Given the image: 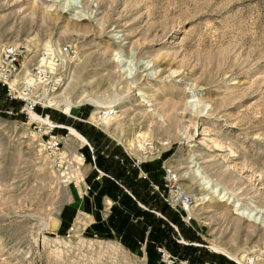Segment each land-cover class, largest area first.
Masks as SVG:
<instances>
[{"label":"rangeland","instance_id":"rangeland-1","mask_svg":"<svg viewBox=\"0 0 264 264\" xmlns=\"http://www.w3.org/2000/svg\"><path fill=\"white\" fill-rule=\"evenodd\" d=\"M64 1L0 0V48L79 51L47 111L69 128L56 132L62 167L29 139V117L0 85V264H161L158 246L177 264H241L214 245L264 264V225L248 217L264 220V0H79L76 16ZM106 107L116 115L102 131L91 117L102 121ZM83 127L105 139L101 150L146 161L153 183L164 166L176 170L195 200L190 224L174 215L179 239L151 253L94 235L92 217L77 211L88 146L67 141ZM157 140L168 143L159 160Z\"/></svg>","mask_w":264,"mask_h":264},{"label":"crops","instance_id":"crops-1","mask_svg":"<svg viewBox=\"0 0 264 264\" xmlns=\"http://www.w3.org/2000/svg\"><path fill=\"white\" fill-rule=\"evenodd\" d=\"M11 101L24 108L23 103ZM53 121L64 130L69 129L65 122ZM81 131L86 140L84 145L88 146L90 162L86 164L83 187H80L83 190H79L81 205H78L77 211L81 213L79 208L82 206V214L92 217L90 230L94 235H116L127 245L128 250L139 249V243L142 249L150 250L151 253L154 252L153 243L165 245L171 238L179 239L175 227L178 223L176 217H181L153 190V184L158 183L148 179L146 161L137 165L136 158L132 156L134 154L124 146L128 152H118L115 145L105 152L101 150L105 149V139L98 136L95 130L83 127ZM92 144H96V151ZM81 155L85 163L86 158L84 154ZM67 211L63 215L64 225L67 223Z\"/></svg>","mask_w":264,"mask_h":264},{"label":"built area","instance_id":"built-area-1","mask_svg":"<svg viewBox=\"0 0 264 264\" xmlns=\"http://www.w3.org/2000/svg\"><path fill=\"white\" fill-rule=\"evenodd\" d=\"M78 59L79 51L71 44L37 49L32 44L8 43L0 48V85L5 88L10 100L24 104L23 112L29 117V139L34 141L40 152L55 159L64 146L63 136L56 132L63 128L51 119L47 111L52 108L46 106L45 102L62 88L66 69ZM32 115L43 122H31ZM103 115L114 117L116 110L112 108L104 111ZM167 146L168 143L162 140L152 144V152H156L158 160L162 158V149ZM56 161L59 167L65 164ZM143 162L145 161L136 158L137 165ZM163 170L162 184H153L154 190L173 211L190 223V213L194 207L193 196L184 189L180 176L173 167L166 165ZM100 177L99 175L98 178ZM157 251L161 264H177L178 258L164 246H158ZM250 264H254V261H250Z\"/></svg>","mask_w":264,"mask_h":264},{"label":"bare ground","instance_id":"bare-ground-1","mask_svg":"<svg viewBox=\"0 0 264 264\" xmlns=\"http://www.w3.org/2000/svg\"><path fill=\"white\" fill-rule=\"evenodd\" d=\"M39 1H41V0H39ZM57 1H59V0H57ZM62 6L64 7L63 9L65 10V13L72 11L75 14V16L78 15V14H80V13H82L81 11H78V9H80V7H79V0H65L63 2ZM48 47H51V46L48 45ZM131 75H132V70H130L129 76H131ZM54 97H56V96L53 95L51 98H49L48 101L45 102V105L52 108V107L57 106V104L61 103V102L57 103L56 100L54 99ZM62 105H63V111H64V113L67 114V115H71L72 108L75 105L67 102V100ZM105 109L107 110V109H110V108L109 107H106ZM100 118L102 119V121L101 120H98V118H96V114H93L92 117H91V120L93 121V123H95L96 125H98L101 129H103V131H108V129H107L108 128L107 127L108 124L107 123H108V120L110 118H112V117H106L102 113V115L100 116ZM32 119H35V120H38V121L43 122L42 120H40L39 117H37L35 115H32ZM45 122H47V120H45ZM70 130H71V135H70V137L67 138V141L70 144L73 143V142L74 143H79V144H82V143H85L86 142V140L83 138V136L80 135L77 131H75L74 129H70ZM57 158H58L59 161L63 160V158H65L63 156V152H61V154H59L57 156ZM182 186L186 189V186H184L183 184H182ZM202 186H203V189L206 190V192L209 193V195L210 194L211 195H216L218 193V191L217 190H214L213 187L210 185V183L208 181H204V183L202 184ZM196 195L203 196V193H201L200 191H196ZM194 207H195V200H194ZM194 207H193V211L190 213V217L194 213ZM260 213H262V212H256L255 214H248V217H249L250 220L253 219L254 222H256V223H262V225H264L263 213H262V215H259ZM244 215H246L245 214V211L242 212V216H244ZM246 218H247V216H246ZM54 219H57V218H53V220ZM214 248H215V250H217L219 252H222V253L228 255L230 258L234 259L235 261H237V262H239L241 264H244V262L246 260L245 256H243L240 253L239 254H233V253L227 251L226 249H223V248H221V247H219L217 245H214ZM248 264H250V262H248Z\"/></svg>","mask_w":264,"mask_h":264},{"label":"water","instance_id":"water-1","mask_svg":"<svg viewBox=\"0 0 264 264\" xmlns=\"http://www.w3.org/2000/svg\"><path fill=\"white\" fill-rule=\"evenodd\" d=\"M51 225H52V231L53 232H56L60 226V221L58 219H54L52 222H51Z\"/></svg>","mask_w":264,"mask_h":264}]
</instances>
